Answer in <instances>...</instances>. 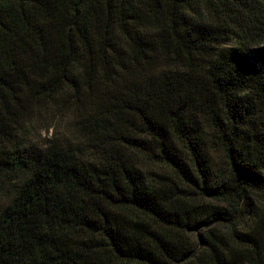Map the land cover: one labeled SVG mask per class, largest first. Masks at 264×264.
<instances>
[{
    "label": "trees",
    "instance_id": "1",
    "mask_svg": "<svg viewBox=\"0 0 264 264\" xmlns=\"http://www.w3.org/2000/svg\"><path fill=\"white\" fill-rule=\"evenodd\" d=\"M0 264H264V0H0Z\"/></svg>",
    "mask_w": 264,
    "mask_h": 264
},
{
    "label": "rangeland",
    "instance_id": "2",
    "mask_svg": "<svg viewBox=\"0 0 264 264\" xmlns=\"http://www.w3.org/2000/svg\"><path fill=\"white\" fill-rule=\"evenodd\" d=\"M51 128H50V131H48V133H50L51 132ZM43 134H45L46 133V131H45V129H43L42 131H41Z\"/></svg>",
    "mask_w": 264,
    "mask_h": 264
}]
</instances>
